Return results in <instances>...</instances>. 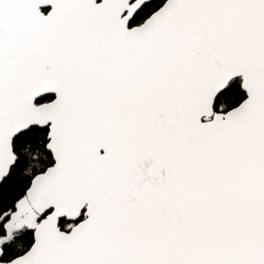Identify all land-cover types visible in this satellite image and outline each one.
Segmentation results:
<instances>
[{"label": "snow or ice", "instance_id": "snow-or-ice-1", "mask_svg": "<svg viewBox=\"0 0 264 264\" xmlns=\"http://www.w3.org/2000/svg\"><path fill=\"white\" fill-rule=\"evenodd\" d=\"M0 264H264V0H0Z\"/></svg>", "mask_w": 264, "mask_h": 264}]
</instances>
